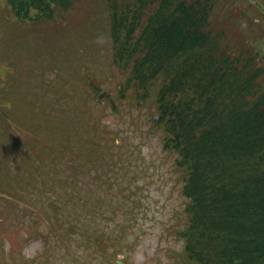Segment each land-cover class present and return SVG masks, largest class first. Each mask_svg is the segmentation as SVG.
I'll return each mask as SVG.
<instances>
[{"label": "rangeland", "instance_id": "obj_1", "mask_svg": "<svg viewBox=\"0 0 264 264\" xmlns=\"http://www.w3.org/2000/svg\"><path fill=\"white\" fill-rule=\"evenodd\" d=\"M109 1L73 0L46 18L36 8L17 13V2L0 0V264H60L55 256L76 249L73 264L126 258L125 264H198L183 251V170L163 149L162 126H153L157 111L149 103L161 80L147 99L133 88L121 96L129 68L114 60ZM212 1L211 28L223 32L221 48L253 53L264 64V7L254 0ZM98 129L104 132L94 145ZM68 137L82 140L83 158L60 150ZM72 163L93 166L90 177L105 182L107 175L114 184L83 176L73 185ZM68 213L86 233L70 242ZM113 215L115 223L108 220ZM96 232L109 234L107 261L105 239L98 245ZM122 245L127 253H119Z\"/></svg>", "mask_w": 264, "mask_h": 264}, {"label": "trees", "instance_id": "obj_2", "mask_svg": "<svg viewBox=\"0 0 264 264\" xmlns=\"http://www.w3.org/2000/svg\"><path fill=\"white\" fill-rule=\"evenodd\" d=\"M8 1L17 2V13L36 8L40 17L51 18L55 7L66 9L73 0ZM254 1L264 7L262 0ZM108 9L114 60L129 68L119 86L121 96L133 88L147 99L161 80L149 106L157 111L153 126H162L165 133L163 149L175 155L185 178L184 253L198 264H264V64L253 53L221 48L223 32L211 28L212 0H133L124 5L110 0ZM95 89L96 96H103ZM98 130L94 145L104 132ZM65 143L60 141V150L72 153L74 161L86 155L80 138L70 142L68 137ZM101 157L106 155L96 158ZM106 161L111 163L109 157ZM71 166L73 185L95 170L85 163ZM90 179L105 183L99 174ZM51 205L60 208L57 201ZM108 220L115 223V215ZM64 223L68 242L73 234L86 235L79 217L68 213ZM95 238L98 245L105 239L101 252L107 261L109 234L96 232ZM76 252L60 255L66 260L55 256L54 263L73 264Z\"/></svg>", "mask_w": 264, "mask_h": 264}]
</instances>
